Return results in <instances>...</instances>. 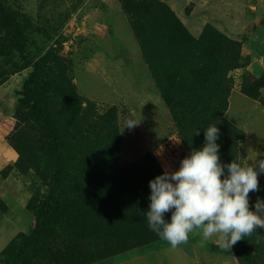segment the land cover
I'll return each mask as SVG.
<instances>
[{
  "label": "rangeland",
  "instance_id": "obj_1",
  "mask_svg": "<svg viewBox=\"0 0 264 264\" xmlns=\"http://www.w3.org/2000/svg\"><path fill=\"white\" fill-rule=\"evenodd\" d=\"M128 1L131 6L166 5L171 17L180 21L194 40L206 34V44L221 36L224 50L234 48L230 41L237 45L238 58L227 71L232 89L225 116L247 135L244 152L248 163L261 160L264 0ZM168 17L152 12L147 23L164 24ZM47 55L62 60L66 68L52 66L53 86L69 79L82 100L71 126H66L59 92L47 93L41 100L44 111L64 134L58 199L75 220L44 219L37 243L28 249L33 262L155 264L158 257L160 264H207L201 257L211 251L216 255L209 248L214 243L206 241L201 246L202 238L195 232L187 244L175 249L160 240L113 255L130 241L114 237L116 226L103 218L102 210L110 206L113 194L120 202L129 201L138 177L134 179L128 171L149 154L169 172L178 170L186 157L169 108L119 0H0V144L14 153V160L0 175L14 178L17 193L7 201L20 224L18 237L32 229L37 203L47 197L53 185L54 168L44 151L49 135L18 103L33 63ZM243 85L257 99L245 95ZM129 120L137 124L125 127ZM105 178L110 184L100 188ZM111 180L115 185L110 188ZM7 201L0 199L5 211ZM212 240L216 242L215 237ZM162 243L165 246L161 248ZM256 248L254 244L253 254Z\"/></svg>",
  "mask_w": 264,
  "mask_h": 264
},
{
  "label": "trees",
  "instance_id": "obj_2",
  "mask_svg": "<svg viewBox=\"0 0 264 264\" xmlns=\"http://www.w3.org/2000/svg\"><path fill=\"white\" fill-rule=\"evenodd\" d=\"M119 1L122 3L124 13L131 20L134 35L162 100L169 108L186 156L193 149L203 147L205 129L210 125H216L220 130L217 144L220 145L221 162L223 164L231 163L232 160L239 162L238 144L244 138V131L225 116L232 89V81L227 71L234 66L233 62L238 58L237 45L230 41L229 45L234 48L224 50L222 47L225 43L221 36L215 41L208 42V45L205 43L206 34L194 40L183 24L175 17H171L173 14L170 9L162 3L151 2L149 6L143 3L141 6H131L128 0ZM152 12L161 15L162 18L170 15V18L168 17L164 24L149 25L147 16ZM61 61L48 55L35 61L32 65L33 70L20 92L19 105L25 108L32 121L45 128L49 135L50 139L44 151L54 168L53 185L47 197L38 201L34 224L29 233L19 237L17 235L1 252L3 264H35L29 256L28 249L37 243L40 224L44 219L75 220L74 215L61 208L58 199L63 171L61 150L64 134L56 128L41 104L45 94L59 92L65 109L66 126H71L77 116L82 100L75 92L71 81L64 78L61 85L52 84V66L57 65L66 69ZM241 90L252 99L258 97L244 85ZM198 130L199 135H196ZM128 172L134 179L135 176L138 177L129 201L120 202L113 194L109 201L110 206L102 210L103 218L108 219L110 225L116 226L113 231L114 237L130 241V244L114 251L113 255L162 240L149 229L145 212L150 204L149 181L162 175L164 171L149 154ZM104 181L105 183L100 182V188L102 185L110 184L107 178ZM110 182L113 184L111 188L115 184L113 180ZM5 208L3 203L0 204V210L5 211ZM170 218L171 212L166 213L165 219ZM254 244L257 248L253 254ZM262 247L264 229H257L250 237H245L235 244L231 252L242 264H264Z\"/></svg>",
  "mask_w": 264,
  "mask_h": 264
},
{
  "label": "clouds",
  "instance_id": "obj_3",
  "mask_svg": "<svg viewBox=\"0 0 264 264\" xmlns=\"http://www.w3.org/2000/svg\"><path fill=\"white\" fill-rule=\"evenodd\" d=\"M136 124L129 120L125 127ZM219 133L216 125L208 126L202 148L183 158L178 170H165L149 181L148 227L173 249L187 244L190 234L198 231L201 246L215 237L221 250H230L257 229H264V201L257 199L254 210L249 201V194L259 190L264 159L223 164L217 144ZM169 212L171 218L166 220Z\"/></svg>",
  "mask_w": 264,
  "mask_h": 264
},
{
  "label": "crops",
  "instance_id": "obj_4",
  "mask_svg": "<svg viewBox=\"0 0 264 264\" xmlns=\"http://www.w3.org/2000/svg\"><path fill=\"white\" fill-rule=\"evenodd\" d=\"M254 102V101H253ZM264 132V130H262ZM262 136L264 134L261 133ZM247 135L244 132V138L240 141L238 144V153H239V163L242 164H249L247 160V156L244 152V144L246 142ZM264 153V152H262ZM260 159H264V156H261ZM14 160V153H12L11 149L7 146H5L3 143L0 144V171L2 168L8 164L11 163ZM13 177L12 176H6L5 178L1 177L0 175V199L3 201H7V198L9 195L16 194L17 190H14L13 188ZM259 190L255 192H251L249 194V201H250V207L254 210L255 209V203L257 199H260L261 201H264V172H260L259 176ZM7 210L2 211L0 210V264H3V259L1 257V252L3 249L18 235L20 232V224L18 220L15 218L14 214L11 212L12 209L10 207L9 202L7 201ZM199 238H202L201 234L197 231L195 232ZM191 236V235H190ZM208 244L214 243L213 248L211 250H214L216 255H214L211 251V253L206 254V256H202L201 259H204V262L207 264H238L237 259L235 256L231 255V249L230 250H225L230 254H223L222 252H219V247L216 245V242L213 241L212 239L207 241ZM165 244L162 243L159 245V247H164ZM210 246V245H208ZM203 252L206 253L204 250ZM202 252V253H203ZM154 259V258H153ZM152 259V260H153ZM198 260H200L197 257ZM154 260H156L155 264H160L161 258L156 257ZM153 261L148 262L147 264H151ZM160 262V263H159Z\"/></svg>",
  "mask_w": 264,
  "mask_h": 264
}]
</instances>
